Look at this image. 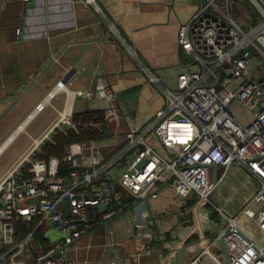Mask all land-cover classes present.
<instances>
[{
    "label": "built area",
    "instance_id": "obj_1",
    "mask_svg": "<svg viewBox=\"0 0 264 264\" xmlns=\"http://www.w3.org/2000/svg\"><path fill=\"white\" fill-rule=\"evenodd\" d=\"M257 1L264 9V0ZM84 3L105 19L96 0ZM230 5L247 9L242 0H222L221 5L205 0L179 25L176 42L190 56V63L175 75L170 88L162 87L149 67L138 64L163 96L161 107L142 125L120 111L117 91L105 76H97L93 88L85 90L71 91L57 82V89L65 93L63 107L0 175V263L12 264L27 253L28 264H78L70 252L78 249L81 237L90 234L98 205L107 207L105 213L97 214L95 223L113 217L129 198L144 209L149 200L159 197L161 189L170 187L178 202L188 205L186 212L210 207L224 221L190 264L204 256L215 264H225L224 252L215 247L226 233L250 248L246 264H264V244L237 223L246 216L264 233V64H255L252 53L255 49L264 57V23L259 18L256 26L244 32L223 10ZM244 16L252 20L249 14ZM114 32L121 46L128 47L125 38ZM234 100L250 113L248 124L229 112ZM77 109L98 114L75 120V113H81ZM81 130L107 135L72 141L61 157L44 152L45 146H56V135L77 136ZM231 165L243 168L256 180L258 189L236 215L227 217L210 199L217 179L211 180L208 170L215 167L224 172ZM133 227L143 230L145 224L138 222ZM48 229L60 237L44 238L42 233ZM142 238L148 243L154 235L145 231Z\"/></svg>",
    "mask_w": 264,
    "mask_h": 264
},
{
    "label": "crops",
    "instance_id": "obj_2",
    "mask_svg": "<svg viewBox=\"0 0 264 264\" xmlns=\"http://www.w3.org/2000/svg\"><path fill=\"white\" fill-rule=\"evenodd\" d=\"M203 1L98 0L103 19L84 0H0V155L21 132L27 134L30 145L54 120L65 100V93L56 86L59 81L68 90H85L103 75L117 91L120 111L133 116L137 125L148 122L163 104V96L138 64L149 67L161 86L170 88L175 75L190 63V56L176 42L177 29ZM114 31L128 47L121 46ZM234 166L224 172L210 167V179H217L214 192ZM237 168L255 182L257 190L256 180ZM253 194L244 198L242 206ZM187 207L170 187H164L144 209L135 201L128 202L101 223H95L94 212L90 234L78 240V249L70 257L78 264H109L111 260L115 264H190L224 221L210 207L186 212ZM211 219L216 223L211 224ZM138 222L145 224L143 230L133 227ZM145 231L154 235L151 242L142 238ZM196 233L204 235L189 239ZM143 248L146 251L141 253ZM215 250L224 252L228 264H246L251 256L248 245L228 233L220 237ZM20 257L12 264H28V258ZM194 264L215 263L204 256Z\"/></svg>",
    "mask_w": 264,
    "mask_h": 264
},
{
    "label": "rangeland",
    "instance_id": "obj_3",
    "mask_svg": "<svg viewBox=\"0 0 264 264\" xmlns=\"http://www.w3.org/2000/svg\"><path fill=\"white\" fill-rule=\"evenodd\" d=\"M242 1L245 3V5L247 4L244 0ZM96 2H98V0H96ZM218 4L221 5L222 2H219ZM246 7H248V5H246ZM223 10L228 15H230L233 21L246 33L249 32L251 27L253 28L259 22V19L255 18L252 9L250 8L249 10L251 12H249L244 7L230 5L229 9ZM244 14H249L252 20L249 21L248 18L244 16ZM252 53L255 57V64L260 61L264 64V57L259 52H257L255 49H252ZM228 110L234 118H236L240 123L244 125L248 124L251 121L250 113L245 108H243L236 100L232 101L229 104ZM26 132L30 133L28 129L26 130ZM29 142L30 140L27 134L25 132H21L0 155V170L4 166H6L9 161L20 155L23 150L29 145ZM154 148L156 151L163 154L161 149L157 145H154ZM255 190V182L250 178H246L245 173L242 169L240 170V168L234 166L232 169L227 171L226 175L224 176L222 185L210 196V199L212 203L221 206L226 215L232 217L237 214L238 209H240V207L242 206L244 198H246L248 194H250L251 196L255 192ZM237 223L258 243H260L261 245L264 244V233H262L253 225L251 219L247 218L246 216H242L238 219ZM42 236L44 238L47 237L49 239H52L59 238L60 234L56 233L52 229H48L43 231ZM20 256L19 257L21 258V260L25 259L27 261V253Z\"/></svg>",
    "mask_w": 264,
    "mask_h": 264
},
{
    "label": "trees",
    "instance_id": "obj_4",
    "mask_svg": "<svg viewBox=\"0 0 264 264\" xmlns=\"http://www.w3.org/2000/svg\"><path fill=\"white\" fill-rule=\"evenodd\" d=\"M217 3H221L222 0H216ZM248 5V4H246ZM248 7L250 9H252L249 5ZM252 12L255 16V18L259 19V16L257 15V13L252 9ZM256 24V23H255ZM98 114V111L96 110H86L84 112L81 113H75V117L74 119H78L79 117H82V119H88L91 115L93 114ZM107 134L104 133H98L95 130L92 131H85V130H81L80 131V135H73L72 133H67L66 135H56L54 137V140L56 141V146H52V145H47L43 148L44 152L46 153L47 156H57V157H61L63 156L66 152H67V147L68 144L72 141H81V140H85V139H102L103 137H105ZM59 174L63 175L64 172L62 170V168L59 169ZM126 201L130 203H133L134 200L133 199H126ZM204 234L202 233H196L195 235H192L191 237H189V239H199L203 236ZM188 239V240H189ZM43 239H41L40 241H42Z\"/></svg>",
    "mask_w": 264,
    "mask_h": 264
},
{
    "label": "water",
    "instance_id": "obj_5",
    "mask_svg": "<svg viewBox=\"0 0 264 264\" xmlns=\"http://www.w3.org/2000/svg\"><path fill=\"white\" fill-rule=\"evenodd\" d=\"M259 16V18L261 19V21L264 23V9L261 6V4L257 1V0H244ZM213 169H215V167H212ZM106 204H100L95 208V214H103L106 211ZM64 208H65V213L66 215H68V206L67 203H64ZM89 216L91 217V211L88 212ZM93 215V214H92ZM92 220V219H91ZM225 264H228V262L226 261Z\"/></svg>",
    "mask_w": 264,
    "mask_h": 264
}]
</instances>
